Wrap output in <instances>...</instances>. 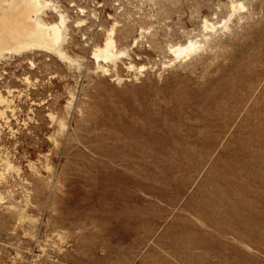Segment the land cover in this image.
<instances>
[{"label": "rangeland", "instance_id": "rangeland-1", "mask_svg": "<svg viewBox=\"0 0 264 264\" xmlns=\"http://www.w3.org/2000/svg\"><path fill=\"white\" fill-rule=\"evenodd\" d=\"M74 1L95 9L65 47L79 67L0 62L14 109L0 155L15 166L0 175V264H264V0H242L223 33L226 0ZM108 14L120 47L138 37L140 73L90 58L83 33L101 42ZM205 15L209 46L174 59L169 44L204 39Z\"/></svg>", "mask_w": 264, "mask_h": 264}, {"label": "bare ground", "instance_id": "bare-ground-1", "mask_svg": "<svg viewBox=\"0 0 264 264\" xmlns=\"http://www.w3.org/2000/svg\"><path fill=\"white\" fill-rule=\"evenodd\" d=\"M170 3L172 2L170 1ZM68 4L72 7L74 6V10L77 13L73 18L69 14V11L60 4L59 0H0V62L11 56H21L26 53L40 52L54 54L56 57L62 59V61L64 59L68 65H77L79 67V57L69 54L65 47L66 44L70 43L69 38L71 29L76 27L79 30L82 28L81 26L87 25L89 22L88 17L94 16L95 12L93 8L88 10L86 6L78 5L74 0H69ZM224 6L226 8L225 16L222 18V23L218 25L220 27H218V29H220L221 33H223L224 30L230 29L228 22L234 20L239 22L242 20L244 17L242 11H244L247 5H245L242 0H226ZM218 7L220 6L218 5ZM216 14L217 12L214 13V15ZM50 15L54 16V18H50ZM108 16L112 21L107 27H103L101 42L92 43L90 45L89 56L96 63L95 67L103 73H108L111 68L116 70L117 62L125 57L129 59L125 68L139 71L138 73H140L145 67L144 64L135 65L130 61V49L135 45L138 37H134L129 45L120 47L115 36L117 26L119 25L118 20L116 17H112L109 14ZM201 22L203 31H200V29L199 31L202 33L205 31L203 35L200 33L201 37L203 36L202 38L204 39H199L200 36L199 38H196L197 36H188L185 42H178L176 44L168 43L169 46L166 45V47L168 46L167 50L174 55V59H186L194 55V53L204 48L205 44L210 40L209 38L212 37L210 32L217 31L216 23L212 21V18L210 21L205 15L202 17ZM232 27H234V25ZM144 30L145 29L141 27L140 33ZM232 33L233 32H231V34ZM83 35L86 37L85 32ZM224 35L221 37H224ZM28 63H30L31 67L34 66L33 59H28ZM24 78L28 82L31 81L28 79L29 77L25 76ZM116 78L120 80L121 77L119 78L116 74ZM1 90L2 89H0V116L4 118L6 110L13 111L14 109L11 107L12 105H10L11 100L8 98V95L2 93ZM5 91L9 94L12 90L7 89ZM71 92L67 104L68 106H71L72 100L74 99V92H72L73 94ZM67 126V123L62 122V130L63 128L65 130ZM6 155L4 157L0 155V175H3L15 167Z\"/></svg>", "mask_w": 264, "mask_h": 264}, {"label": "built area", "instance_id": "built-area-1", "mask_svg": "<svg viewBox=\"0 0 264 264\" xmlns=\"http://www.w3.org/2000/svg\"><path fill=\"white\" fill-rule=\"evenodd\" d=\"M95 1H96L95 3L97 5V7H100V8H102V10H104V8L106 6L105 2L107 0H100V1L99 0H95ZM102 1H103V3H102ZM120 3H122V0H115V4L116 5H119ZM93 10H95V9H93ZM97 18H98V16H95V19H97ZM97 27H99V25ZM98 29H100V28H98ZM92 33L93 32H89V34L86 37H82V39L85 40L84 44L89 46V45H91L94 42Z\"/></svg>", "mask_w": 264, "mask_h": 264}]
</instances>
